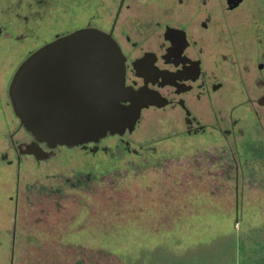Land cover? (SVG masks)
Instances as JSON below:
<instances>
[{
  "label": "flooded vegetation",
  "instance_id": "1",
  "mask_svg": "<svg viewBox=\"0 0 264 264\" xmlns=\"http://www.w3.org/2000/svg\"><path fill=\"white\" fill-rule=\"evenodd\" d=\"M84 29L113 41L119 68H111L107 78L101 54L92 67L85 66L88 58L83 68H66L58 60L44 94L64 103L90 97V79H123L120 104L135 110L139 105V116L132 128L96 142L48 145L15 115L12 77L32 53ZM140 129L153 136L162 132L159 139L173 142L169 148L201 149L195 157L200 163L232 164L236 182L245 172L264 173V0H0V175L7 182L0 191L13 204L12 242H38L35 235L20 236L31 228L25 214L19 219L20 196L29 202L31 194H54L65 185L35 165L67 148L118 161L150 159L141 155L143 137H131ZM91 170L78 168L72 187L82 176L90 182ZM53 178L55 188L41 182Z\"/></svg>",
  "mask_w": 264,
  "mask_h": 264
},
{
  "label": "rangeland",
  "instance_id": "2",
  "mask_svg": "<svg viewBox=\"0 0 264 264\" xmlns=\"http://www.w3.org/2000/svg\"><path fill=\"white\" fill-rule=\"evenodd\" d=\"M159 136L146 129L131 136L143 137L141 155L150 159L67 148L35 165L65 182L29 202L20 196L19 219L25 214L31 227L20 236L38 242L10 240L13 204L0 191V264H264V173L236 182L232 164L200 163L201 149L169 148L173 142ZM25 163L31 174L32 161ZM84 167L94 178L72 187ZM41 182L55 188L54 178ZM6 184L0 175V188Z\"/></svg>",
  "mask_w": 264,
  "mask_h": 264
},
{
  "label": "water",
  "instance_id": "3",
  "mask_svg": "<svg viewBox=\"0 0 264 264\" xmlns=\"http://www.w3.org/2000/svg\"><path fill=\"white\" fill-rule=\"evenodd\" d=\"M100 54L108 78L109 70L120 66V53L109 37L84 29L54 40L16 69L10 86L15 115L37 140L54 146H76L133 127L139 105L135 110L132 105L124 108L120 104L118 93L123 79H90V97L68 98L64 103L54 98V93L44 94V83L54 79L58 60L67 62L66 68H77L80 63L83 68L88 58L90 63L85 66L92 67L95 55ZM61 55L67 56L61 59Z\"/></svg>",
  "mask_w": 264,
  "mask_h": 264
},
{
  "label": "crops",
  "instance_id": "4",
  "mask_svg": "<svg viewBox=\"0 0 264 264\" xmlns=\"http://www.w3.org/2000/svg\"><path fill=\"white\" fill-rule=\"evenodd\" d=\"M264 190V189H263ZM235 223H238L237 221H235ZM235 225V224H234ZM260 229V227H258Z\"/></svg>",
  "mask_w": 264,
  "mask_h": 264
}]
</instances>
